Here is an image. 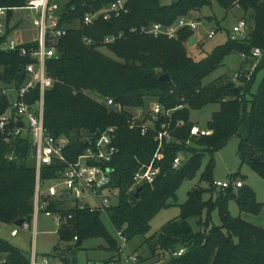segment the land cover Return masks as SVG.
<instances>
[{
    "label": "trees",
    "instance_id": "obj_1",
    "mask_svg": "<svg viewBox=\"0 0 264 264\" xmlns=\"http://www.w3.org/2000/svg\"><path fill=\"white\" fill-rule=\"evenodd\" d=\"M113 1L50 0V4L58 6L56 28L65 29L66 34L58 39L54 57L46 62L47 74L54 83L44 93L45 129L55 138L68 140L65 149L68 161L84 152L87 140L91 141L109 127L116 129L114 146L118 153L112 162L115 172L111 176L110 188L118 191V202L107 209L106 216L126 242L136 236L143 237V245L147 246L151 257H168L162 264H264V228L241 217H232L228 204L234 202L240 213L254 216L262 213L264 205L256 201L254 191L248 186L218 190L212 185L214 154L238 135L247 117L249 132L240 140L237 156L241 166H248L264 180L263 0H215L224 11L240 8L246 30L242 39H228L198 61L187 52L193 32L182 30L177 39L168 40L131 33L130 30L153 23L170 25L179 17L209 7L210 0H178L167 5L161 4L160 0H130L128 13L109 22L98 18L92 26L82 27L86 14L99 11ZM25 6V0H0V8L9 9L6 19L14 9ZM5 31L7 38L11 32ZM120 33H123L121 38L102 44L106 37ZM83 37L91 39L92 44L86 45ZM35 46L36 42L25 43L19 48ZM256 48L261 52L259 58L252 56ZM103 50L110 55L104 54ZM233 54L242 58L238 71L202 85V81ZM30 62L28 57L20 55L19 49L0 50V87L19 86L23 82L20 74ZM261 71L262 79L252 93L256 76ZM165 74L170 82L159 80ZM235 89H238L237 95ZM38 99L39 89L36 87L26 101L34 104ZM107 99L129 109L146 107V100L158 102L166 109L182 106L174 118L185 122L184 128L176 134L183 144L166 147L164 158L158 163L161 174L152 185L141 186L138 197L129 189L140 165H146L152 159L155 150L153 135L141 136L138 130H130L126 112L109 111L104 104ZM207 106L217 107L206 123L211 134L193 139L191 146H185L189 128L193 125L189 121L190 112ZM8 110L9 99L3 97L0 115ZM14 127L11 122L9 129ZM12 149H16L18 160L8 162L6 155ZM30 151L28 135L10 143L0 141L1 222L27 221L33 215L35 163ZM178 153H184L188 158L177 170H172V161ZM206 156L208 162L200 175V182L206 183L208 189L196 188L188 192L179 216L147 239L145 235L149 232L150 220L162 209L173 205L182 183L196 176ZM54 172L53 167L42 168L41 180L53 179ZM230 178L239 179L237 176ZM205 194L209 195L207 200L203 199ZM62 206L60 200L53 201L49 210L60 211ZM214 212L218 214V225L211 222ZM61 214L65 218L71 216V219L57 231L58 241L74 243V249H66L73 255L72 260L60 258L62 264H75V252L87 239H102L108 251L119 252L117 241L101 222V213L74 206ZM191 219L196 220V230L189 223ZM74 237L76 241H73ZM179 250H183V254L174 256ZM54 251L58 248L55 247ZM0 264H29V261L0 240Z\"/></svg>",
    "mask_w": 264,
    "mask_h": 264
},
{
    "label": "built area",
    "instance_id": "obj_2",
    "mask_svg": "<svg viewBox=\"0 0 264 264\" xmlns=\"http://www.w3.org/2000/svg\"><path fill=\"white\" fill-rule=\"evenodd\" d=\"M130 0H115L99 11L88 13L84 16L82 27H89L101 18L109 22L128 13V2ZM24 8L14 10L32 11L36 18L33 20V26L37 28L38 38L35 47L19 48V44L8 36L5 38V20L9 9L0 8V50L14 51L19 49L22 57H28L31 62L24 67L23 82L19 86L9 85L0 87V100L3 97L9 99V113L0 115V141L10 143L16 138L28 135L31 140L30 156L35 163V189H34V212L35 219L42 212L45 217L52 219L60 228L67 223L71 216L65 218L61 211L68 210L74 206L86 208L90 212H99L106 215L107 209L118 202V191L111 190V176L115 170L112 162L118 153L114 146V137L116 129L109 127L95 136L91 141L87 140L86 149L78 155L73 161H68L65 155V149L68 140L65 138H55L51 136L44 127V93L49 90L54 81L47 74L46 62L55 55V45L61 37L66 34L65 29H57L58 17L56 11L57 4H50V0H25ZM264 4V0H263ZM197 27L196 20L191 16L179 17L170 25L153 23L140 28H132L131 33H141L155 38L165 37L168 40L178 38L182 30L194 32ZM246 24L239 20L233 28L234 33H244ZM123 33L117 36L106 37L103 45H107L121 38ZM214 32L207 34V39H211ZM5 38V39H3ZM82 41L86 45H91V39L83 37ZM252 56L259 58L261 52L254 49ZM255 66H253L252 70ZM236 78V76H235ZM38 87L39 99L34 104H28L26 99L30 93ZM109 111L116 113L126 112L129 117V129L138 130L141 136L152 133L155 150L151 161L148 164H142L132 177V185L129 191H136L143 185H152L161 174L158 163L164 158V151L167 146L182 145L183 142L177 138L178 131L184 128L185 122L182 119H175V114L182 110V106L174 109H166L158 102H150L146 107L130 108L125 110L122 106L112 99L104 101ZM15 127L9 129L10 123ZM189 137L185 146H191V141L209 136L211 131L206 128H199L192 125L189 128ZM188 156L184 153H178L172 161V170H177ZM8 162L18 160L16 149H12L7 155ZM45 167L55 169L54 178L41 180V170ZM213 187L218 190L227 188L238 189L243 186L240 179H229L226 182H214ZM44 188V189H43ZM60 200L63 204L60 211H50L49 206L53 201ZM19 228L27 231L29 225L24 222ZM18 230H13L11 236L15 237ZM119 240L126 243V239L121 232H116ZM77 238L74 237L73 241ZM183 250L175 252L174 256H180ZM129 261L136 263L134 256H129ZM47 264V262H44ZM107 264H114L109 262Z\"/></svg>",
    "mask_w": 264,
    "mask_h": 264
},
{
    "label": "rangeland",
    "instance_id": "obj_3",
    "mask_svg": "<svg viewBox=\"0 0 264 264\" xmlns=\"http://www.w3.org/2000/svg\"><path fill=\"white\" fill-rule=\"evenodd\" d=\"M60 1L62 2V0ZM177 1L178 0H160L161 4L164 5ZM210 2L211 5L209 7H204L199 12L190 14L197 22V27L193 33L198 37V42L191 47L187 44V52L195 61L203 59L206 55L210 54L214 48L223 45L228 39L239 40L244 36L243 33L233 32V28L242 18V11L240 8L234 7L230 11H224L218 6L215 0H210ZM35 18L36 15L32 11H13L5 21V30L7 29L12 33L10 37L17 43H35L38 38L37 28L33 26V20ZM210 31L214 32V36L211 39H207V34ZM103 52L106 55H110L105 50H103ZM240 66L241 58L238 55H230L224 60L220 68L202 81V85H207L225 74L232 75L234 72L238 71ZM262 75L263 72L261 71L256 76L252 93L256 91L262 79ZM146 103L149 104L150 102L146 100ZM128 109L129 108H125L127 111ZM216 110V106H207L201 110L191 111L189 121L199 128H206L207 121ZM7 113H9V111ZM248 132L249 119L247 117L241 124L238 135L232 138L214 154L215 167L213 171V181L226 182L230 179V176H237L242 180L243 185L250 187L254 191L256 201L264 205V180L248 166H241L237 156L239 142L241 139L246 138ZM207 162L208 156L203 160L202 167L196 176L182 183L176 192V201L173 205L162 209L150 220L149 232L145 235L147 239H150L152 235L157 233L165 224L179 216L180 206L186 202L188 192L196 188L208 189L206 183L200 182V175ZM208 198V194L203 196L204 200ZM228 211L232 217H239L241 214L234 202L228 204ZM259 216H264V208ZM101 222L106 231L117 241L118 247L120 248L119 252L113 253L108 251V246L102 239H87L81 243L80 247L75 252V264H97L98 262L133 264L128 260L129 256H134L138 259L135 264H162L167 260V256L151 257L147 251V246L143 245V237L136 236L129 242L123 244V242L117 238L116 231L111 226L106 215H101ZM195 222V219L189 221L194 230H196ZM211 222L214 225L219 224V218L216 212L212 213ZM27 223L29 229L24 231L15 226L14 222L5 223L0 221V240L18 250L26 257L29 264H44V262H47V264H62L58 260L52 258L57 244L58 250L60 251V253H57L58 259L61 258L62 260V258H66L69 261L72 260L73 255L67 253L66 249L69 247L74 249V243L72 241H58L56 234L57 226L52 219L45 217V215L40 212L37 220H35L33 215L27 220ZM13 230H18V236H10Z\"/></svg>",
    "mask_w": 264,
    "mask_h": 264
},
{
    "label": "crops",
    "instance_id": "obj_4",
    "mask_svg": "<svg viewBox=\"0 0 264 264\" xmlns=\"http://www.w3.org/2000/svg\"><path fill=\"white\" fill-rule=\"evenodd\" d=\"M16 11V10H15ZM18 11H23V10H18ZM12 34V33H11ZM11 34H10V36H11ZM193 35H194V33H193ZM195 36V35H194ZM196 37V36H195ZM11 38V37H10ZM197 38V41H196V43L198 42V37H196ZM12 39V38H11ZM14 40V39H13ZM15 41V40H14ZM17 43V42H16ZM195 43V44H196ZM19 45L20 44H23L22 42L21 43H18ZM241 58V57H240ZM241 62H242V58H241ZM33 212H34V203H33ZM33 216V215H32ZM38 217V216H37ZM239 217H241L244 221H246V222H248V223H250V224H252V225H255V226H257V227H261V228H264V216H254V215H250V214H247V213H241L240 214V216ZM19 220H21V219H19ZM35 220H37V218L35 219ZM16 221H18V220H16ZM16 221H14V223L16 222ZM25 222H27V221H25ZM56 224V223H55ZM15 225V224H14ZM16 226V225H15ZM57 226V225H56ZM18 227V226H17ZM60 228L57 226V231L59 230ZM12 232V231H11ZM56 234H57V232H56ZM10 236H11V233H10ZM17 236H18V234H17ZM12 237V236H11ZM16 237V236H15ZM57 237H58V235H57ZM57 248H58V244H57ZM57 253H60V251L58 250V251H55L54 252V255L53 256H55V258L54 259H56V260H58L59 262H61V260H60V258L58 259V256H57ZM97 264H104V263H102V262H98Z\"/></svg>",
    "mask_w": 264,
    "mask_h": 264
},
{
    "label": "water",
    "instance_id": "obj_5",
    "mask_svg": "<svg viewBox=\"0 0 264 264\" xmlns=\"http://www.w3.org/2000/svg\"><path fill=\"white\" fill-rule=\"evenodd\" d=\"M196 41H197V38L195 36L191 37L189 39V42H188L189 47L193 46L196 43ZM22 77H23V73L20 74V78H22ZM159 80L162 81V82H170V78H169V76L167 74L161 76L159 78ZM234 93L237 95L238 94V89H235ZM140 190H141V187L137 188V190L135 191V197H138V194H139ZM24 222H25V220L21 219V220L16 221L14 224L16 226L20 227Z\"/></svg>",
    "mask_w": 264,
    "mask_h": 264
}]
</instances>
